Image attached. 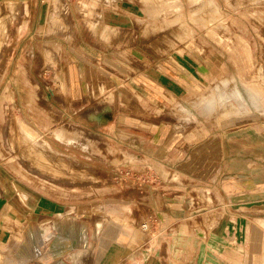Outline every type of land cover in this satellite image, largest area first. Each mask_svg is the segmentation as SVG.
I'll list each match as a JSON object with an SVG mask.
<instances>
[{"label":"rangeland","instance_id":"1","mask_svg":"<svg viewBox=\"0 0 264 264\" xmlns=\"http://www.w3.org/2000/svg\"><path fill=\"white\" fill-rule=\"evenodd\" d=\"M212 2L0 0V264H243L264 233V0Z\"/></svg>","mask_w":264,"mask_h":264},{"label":"crops","instance_id":"2","mask_svg":"<svg viewBox=\"0 0 264 264\" xmlns=\"http://www.w3.org/2000/svg\"><path fill=\"white\" fill-rule=\"evenodd\" d=\"M59 10L57 9V10H55V14H57V13H59L58 12ZM60 17V15L59 16H56L55 17V20H54V24L56 25V27H59V28H63L64 26H65V22L64 23H62L58 18ZM61 30V29H60ZM64 30V29H63ZM30 33V32H29ZM26 73V72H25ZM108 117V114H105L103 117H101L100 119H105V118H107ZM98 119H99V117H97ZM67 221H68V223H70L71 222V219L69 218V219H67ZM260 223H261V225H264V219H259L258 220ZM72 223V222H71ZM78 225H76V227H77ZM256 227V226H255ZM255 227H254V231L256 230L255 229ZM122 228V226H120V227H116V226H110V227H108L107 228V236H109V237H111V236H116L117 237V235H119V229H121ZM261 229V228H260ZM260 229H257V230H260ZM126 232L124 231V234H125ZM104 235V236H103ZM105 235V231L100 235V238H103V237H105L106 236ZM85 237H82V238H79V241H78V244L80 245V246H82V244L84 243V249L83 248H79L78 250L80 251V252H85V250H86V248H87V235H84ZM103 236V237H102ZM109 237H105V238H109ZM137 238L139 239V240H141V237L140 236H137ZM247 238H250L251 239V237H249V232H248V230H247ZM83 241V242H82ZM254 244L251 246V250H246L245 252H244V254L243 255H241V258H242V262H243V264H264V254H258V249L259 248H263L264 249V233L261 231V233H259V234H257L256 236H255V238H254ZM134 243L135 242H133V243H129L127 246H128V250L130 251L133 247H134ZM79 246V247H80ZM10 252H8V254H9ZM122 254H123V251L121 250V247H115V250L113 251V253H111V255H110V257H109V255H108V260H107V263L108 264H110V263H112V262H114V261H116L117 260V258H122L123 256H122ZM0 257H5V258H7V257H9L8 255H7V252H4V251H1L0 250Z\"/></svg>","mask_w":264,"mask_h":264},{"label":"bare ground","instance_id":"3","mask_svg":"<svg viewBox=\"0 0 264 264\" xmlns=\"http://www.w3.org/2000/svg\"><path fill=\"white\" fill-rule=\"evenodd\" d=\"M197 1H202V5H200V7H201V9L203 10V8L206 6L205 4L206 3H208L209 5H211V7L213 6L212 4H213V2H212V0H197ZM10 6H11V8H12V4H10ZM214 7V6H213ZM214 9V8H213ZM213 11H215V10H213ZM215 14V13H214ZM7 25H8V18H4L3 19V21H0V44L2 43V41H4V34H5V32H6V30H7ZM9 26V25H8ZM8 32V31H7ZM7 35H9L8 33H7ZM10 36V35H9ZM7 38V37H6ZM6 41V40H5ZM0 47H2V45L0 46ZM7 48V47H6ZM0 49H2V48H0ZM4 49V48H3ZM2 49V51H4ZM4 55H6V54H4ZM4 55H3V59H6L5 57H4ZM7 56V55H6ZM2 59V58H1ZM5 61V60H4ZM4 61H0V62H4ZM1 65V64H0ZM238 92V94H239V91H237ZM95 116V115H94ZM22 131H23V133L25 134V136H26V138H31L32 140H35L34 139V136H33V132L32 131H30L29 130V128L26 126V125H21V128H20ZM36 143H38L37 141H35ZM41 147H42V149L43 150H47V151H56L53 147H52V145L49 143V142H47L46 140H43V141H41L40 143H38Z\"/></svg>","mask_w":264,"mask_h":264}]
</instances>
